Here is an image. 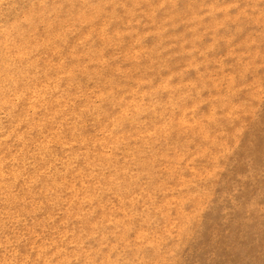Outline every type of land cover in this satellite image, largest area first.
Here are the masks:
<instances>
[{"label": "rangeland", "instance_id": "1", "mask_svg": "<svg viewBox=\"0 0 264 264\" xmlns=\"http://www.w3.org/2000/svg\"><path fill=\"white\" fill-rule=\"evenodd\" d=\"M0 264H264V0H0Z\"/></svg>", "mask_w": 264, "mask_h": 264}]
</instances>
